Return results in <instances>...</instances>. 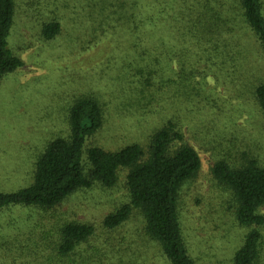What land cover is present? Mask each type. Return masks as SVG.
Wrapping results in <instances>:
<instances>
[{
    "label": "rangeland",
    "instance_id": "rangeland-1",
    "mask_svg": "<svg viewBox=\"0 0 264 264\" xmlns=\"http://www.w3.org/2000/svg\"><path fill=\"white\" fill-rule=\"evenodd\" d=\"M160 1L155 27L147 37L160 51L163 43L174 50L177 30L169 22L179 12L177 4L184 7L190 0ZM127 15L125 7L112 8L110 0H15L8 45L23 65L0 82V190L13 192L33 182L38 157L51 140L68 135L69 108L83 94L96 96L106 116L88 144L109 151L135 142L146 146L151 132L174 115L202 162L198 175L183 186L180 196L187 247L196 264H233L250 227L238 224L233 196L215 180L212 169L222 156L242 163L245 152L264 166V113L252 93L264 76L258 39L242 24L233 6L225 23L231 32L227 40H213L215 45L187 44L185 37L181 45L187 64L180 74L185 80L183 89L173 85L167 96L166 91L154 92V100L140 103L123 66V50L136 36ZM54 20L60 22L61 30L45 40L42 27ZM147 29L140 26L138 32ZM172 65L181 71L176 57ZM191 70L193 74L186 73ZM125 177L126 171H121L114 187L97 184L79 190L52 210L16 206L2 211L0 264H44L34 248L38 244L46 249L42 245L50 239L47 232L52 230L56 237L65 220L96 226L93 241L103 246L104 253H98L94 264H170L144 232L138 212L133 211L114 230L103 227L105 216L128 200ZM261 231L264 234V226ZM261 256L264 264V243Z\"/></svg>",
    "mask_w": 264,
    "mask_h": 264
},
{
    "label": "trees",
    "instance_id": "trees-1",
    "mask_svg": "<svg viewBox=\"0 0 264 264\" xmlns=\"http://www.w3.org/2000/svg\"><path fill=\"white\" fill-rule=\"evenodd\" d=\"M110 2L112 8L125 7L129 11L126 21L132 23L136 31L135 40L123 50L126 52L123 66L126 79L130 78L136 86L140 103L142 99L154 100V92L166 91L163 94L167 96L173 85L179 91L183 89L185 80L180 74L185 72L187 64L181 57L182 50L186 52L181 45L185 37L187 44L196 41L215 45L213 40H227L231 32L225 23L233 6L238 8L242 24L256 35L264 58L263 0H190L184 7L180 2L177 4L179 12L169 22L177 30V45L173 50L163 43L162 51L147 37L155 27L152 24L157 3L162 4L160 0ZM173 3L170 2V7ZM14 14L15 0H0V82L6 74L23 65V60L8 45ZM140 26L148 27L147 31L138 32ZM60 30V22L54 20L44 24L42 36L51 40ZM175 57L179 59L181 71H175L172 65ZM186 73L193 74V70ZM252 93L264 113V76L254 85ZM171 116L151 132L146 146L135 142L109 151L88 144L106 121L103 105L92 94L79 96L69 108L68 135L56 137L47 144L35 163L33 182L13 192L0 190V214L16 206L52 210L79 190L97 184L114 187L120 172L126 171L128 200L105 216L103 227L114 230L136 211L144 220V232L170 264H196L183 236L179 204L183 186L198 175L202 162L198 151L185 140L182 122ZM241 158L242 163H232L222 156L214 163L212 172L215 180L230 190L238 224L250 227L234 255L233 264H261L264 166L247 152ZM47 233L50 239L42 245L47 248L38 244L34 248L44 258V264H94L99 261L98 253H104L102 245L94 244L96 226L91 222L65 220L57 228L56 237L50 229Z\"/></svg>",
    "mask_w": 264,
    "mask_h": 264
}]
</instances>
